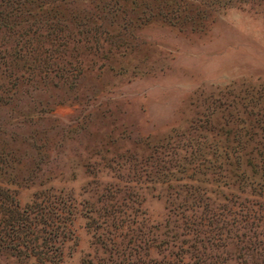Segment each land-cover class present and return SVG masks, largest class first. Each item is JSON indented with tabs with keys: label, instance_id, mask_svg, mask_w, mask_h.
Instances as JSON below:
<instances>
[{
	"label": "rangeland",
	"instance_id": "obj_1",
	"mask_svg": "<svg viewBox=\"0 0 264 264\" xmlns=\"http://www.w3.org/2000/svg\"><path fill=\"white\" fill-rule=\"evenodd\" d=\"M0 201V264H264V0H0Z\"/></svg>",
	"mask_w": 264,
	"mask_h": 264
},
{
	"label": "trees",
	"instance_id": "obj_2",
	"mask_svg": "<svg viewBox=\"0 0 264 264\" xmlns=\"http://www.w3.org/2000/svg\"><path fill=\"white\" fill-rule=\"evenodd\" d=\"M44 207H40L33 212H17V215L22 216L18 221L12 213L5 208L4 202L0 201V247L7 243L8 246L12 247L17 255L31 256L36 259H41L40 263H45L47 260L52 262L50 258L55 257L58 253V249H22L18 248V243H28L30 240H37L34 234L40 231L45 232L41 225H47L51 228L52 221L45 219L48 216L44 212H41ZM10 212V213H9ZM34 213V214H33ZM51 233V231H50ZM54 235H57L54 233ZM16 245V246H14ZM14 246V247H13ZM50 256V257H49ZM57 263V262H56ZM54 263V264H56Z\"/></svg>",
	"mask_w": 264,
	"mask_h": 264
},
{
	"label": "clouds",
	"instance_id": "obj_3",
	"mask_svg": "<svg viewBox=\"0 0 264 264\" xmlns=\"http://www.w3.org/2000/svg\"><path fill=\"white\" fill-rule=\"evenodd\" d=\"M170 88V86H166V85H158L155 89H153L152 92L149 93V95H152V96H159L161 95L165 90H168ZM187 97L184 98V101L186 100ZM174 100V98H173ZM173 100H169L167 104L165 105H161V109H164V108H171L172 106V103H173ZM174 117V116H173ZM172 117V118H173ZM171 118V119H172ZM170 120V119H169Z\"/></svg>",
	"mask_w": 264,
	"mask_h": 264
}]
</instances>
